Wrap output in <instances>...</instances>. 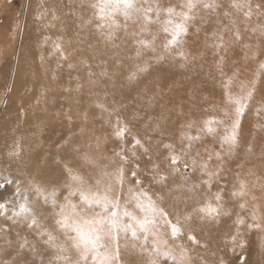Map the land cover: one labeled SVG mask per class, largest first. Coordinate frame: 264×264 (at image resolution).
Listing matches in <instances>:
<instances>
[{
    "label": "rangeland",
    "instance_id": "rangeland-1",
    "mask_svg": "<svg viewBox=\"0 0 264 264\" xmlns=\"http://www.w3.org/2000/svg\"><path fill=\"white\" fill-rule=\"evenodd\" d=\"M157 2L162 7H167L178 6L183 0ZM250 2L251 16L244 15L247 8L233 7L234 0H214L213 8L197 9L194 18L189 22L187 34L181 38V45L171 50L164 47L167 36L160 24H152L147 31H141L139 23L129 21L125 27L123 18L119 17L121 27L113 30L106 26L107 47L103 60L107 62L105 61L102 72L104 74L99 77L105 89L101 93H93L97 105L90 107L92 116L97 112V107L102 108V112L90 118L87 121V130H82V134H87L88 138L84 148L79 149L77 145L75 148L84 154L81 164L85 171L84 175L80 176L86 186L103 189L106 184L112 183L113 195L120 197L121 204L127 203L129 211L134 213H139V210L134 201L129 202L128 189L136 187L135 179L131 176L132 171L138 173V178L142 181L140 187L147 191L153 200H157L161 208L172 202L174 196H198L199 199L215 195L217 192L221 196H231L240 191L241 181L245 183L246 196L264 197V68H261V64H264V0ZM257 4L261 6L259 9L256 8ZM33 5L35 3L30 4V0H7L0 6V36L4 41L3 52L0 53V133L19 127L18 122L13 124L11 119L15 112L14 107L7 106L19 77V53L24 51L26 43L33 44L32 51L25 54L26 72L22 73L20 79L25 81L30 76L33 78L30 67L34 52L38 50V45H34L38 42L35 39H40L37 28L48 22L43 19L45 12L31 8ZM30 8L31 13H28ZM13 25L15 28L11 31ZM61 28V36H70L66 28ZM26 30L29 32L28 36ZM46 36L45 33L41 34L42 40L53 37L47 33ZM140 40L151 41V46L141 45L138 43ZM180 52H183V56L178 55ZM67 55L70 56L71 52ZM227 59L230 60L229 63ZM90 63L89 60V65ZM55 64L58 76L70 80L74 63L70 61L67 67L57 61ZM92 66L89 67L90 71ZM121 72L123 77H119ZM162 73L178 76L175 81L178 82L180 95L172 96L168 93L166 99L158 98V104L150 102V97L141 92L142 95L138 99L130 101L131 96L139 95L135 93L138 82L152 76L158 80ZM185 88L187 90L184 92ZM248 91L252 92V96L247 100V107L240 120L238 143L232 149H229L227 144L222 147L221 137L225 134V129L230 128V120L233 118V105L228 103L226 93L239 97L245 96ZM184 93L193 96L188 99L189 102L182 96ZM15 94L19 96L18 91ZM182 104L183 108L180 110ZM127 107L131 109L128 110ZM210 117H215L223 123L213 125L217 129L213 134L201 132L204 121ZM118 119L121 126L126 125L129 129L123 140L114 135ZM184 133L191 136L199 134L200 139L192 141L191 148L188 149L189 141L183 138ZM133 138L139 139L143 147H133ZM59 139L61 143L66 137L63 139L61 133ZM165 144L173 145V149H166ZM173 151L182 157V161L187 162V169L182 162L176 166L179 171L172 170L167 157ZM121 155L127 159L121 160ZM205 164L207 169L203 170L201 166ZM119 168H123L125 175L123 189L116 185L115 180ZM206 172L217 173L211 179V188L203 183L209 179ZM2 182L3 179H0V183ZM221 206L223 210H227L230 205L221 203ZM236 209L238 217L245 221L243 225H260L257 235L260 233L263 236L260 243H264L262 214L256 213L255 208L247 205H237ZM58 228L57 225L56 229ZM239 228H243L242 225ZM239 231L242 232L239 233L238 240L242 243L222 246L219 251L205 247L198 231L183 230L184 235H181L188 244H193L199 252L207 254L217 264H250L248 256L254 259L259 257L264 261V254L258 251L257 239H246V230ZM189 234L195 236V242L189 239ZM8 235H5L2 241L4 249H0V258L8 259L10 264H50L55 261L57 251L45 243L44 238L24 234L21 236L25 238L20 235ZM139 240L147 247L153 246L150 235L146 241L143 236ZM219 242L221 241L217 238L216 243ZM2 243L0 244L3 245ZM135 244V239L130 233L127 236L120 234L121 264H135ZM70 254L75 256L74 250ZM179 254L176 250L174 257H160L158 262L179 264ZM184 256L186 257L185 254ZM142 264L149 263L143 261Z\"/></svg>",
    "mask_w": 264,
    "mask_h": 264
},
{
    "label": "bare ground",
    "instance_id": "bare-ground-1",
    "mask_svg": "<svg viewBox=\"0 0 264 264\" xmlns=\"http://www.w3.org/2000/svg\"><path fill=\"white\" fill-rule=\"evenodd\" d=\"M4 2L6 3L7 0H0V6ZM34 3L35 5L31 8L34 7L38 11L45 12L43 14L45 18H42L48 22L37 28L40 39L38 37L35 39L38 42L34 45H38V50L34 52L31 59L30 69L33 78L30 76L25 81L20 79L23 76L22 73L26 72L25 54L27 51L28 53L32 51L33 44L28 45L26 43L24 51L19 53V77L16 87L11 91L12 98L7 104L8 108L14 107L15 112L11 119L13 124L18 122L19 127L0 133V179L7 177L11 181L0 190V198H2L0 203H7L11 210L20 201V196L16 193V189L19 187L21 192L27 195L33 206L39 228L29 227L30 220L8 219L7 215H11V211H9L7 215H0V243L8 234L17 236L24 234L29 237L46 239V237H41L38 234V232L46 230L56 238V241L64 244L66 239L64 233L59 232L60 228L56 229L58 207L53 206L51 199L46 201L43 194H37L34 186H40L48 191L53 188L57 189V204H60L64 202V196L67 195V185L71 183L69 170L74 174L84 175L85 169L81 164L84 160V154L80 150L76 151L75 148L76 145L79 149L84 148L88 138L86 137L87 134H82V130H87V121L90 118H93L96 113L102 112V108L97 107V112H93L95 115L92 116L90 107L95 105L93 93H101L105 89L99 77L104 74L102 72L105 61L107 62V60H103L107 47V27L106 25L97 27L98 24L103 23L97 15L98 9L93 7L97 0H30V4ZM61 26L66 28L65 30L70 33V36L60 35ZM14 28L15 25L11 26V31ZM28 33L26 30L27 36ZM44 33L45 37H47L46 33L48 36L53 35V37L42 40L41 34ZM130 41L132 42V40ZM3 45L4 41L0 36V53L3 52ZM66 52H71V55L68 56ZM54 60L65 67L69 65L70 61L74 63L70 80L58 76ZM89 60L91 61L90 65ZM229 62L230 60L227 59V63ZM91 66L93 69L90 71L89 67ZM121 75L123 77V72L119 74V77ZM169 76L171 77L169 78ZM177 77L173 73H162L158 80L157 77L152 76L138 82V89L135 93L139 95L131 96L130 101L138 99L142 95L141 92L150 97V102L158 104L160 103L158 98L166 99L168 93L172 96L178 95V82L175 81L178 79ZM184 87H186L185 84ZM186 90L185 88L183 91ZM17 91L18 97L15 94ZM182 96L186 97L188 102V99L193 97L187 94ZM165 105L168 106V103ZM182 108L183 104L180 110ZM118 110L121 111V108ZM61 133H63V139L66 137V140L60 143L59 135ZM213 197L214 195H210L198 199V196L193 198L184 195L174 196V200L168 205L165 204L163 209L173 219L180 218L183 230L198 231L200 240L205 247L218 251L222 246L235 245L232 237L237 232V205L243 204L253 207L256 213L262 214L264 217L263 196L231 195L222 196L224 202L221 203H228L230 206L227 210L222 209V214L217 219H201L193 210L205 200L213 199ZM73 199L75 198L73 197ZM154 201L157 203V200ZM187 214H191L192 218L185 221L184 217ZM242 227L239 229L246 230L245 238L257 239L259 242L258 251L264 254V243H260L263 236L260 233L257 235V228H249L248 225H242ZM160 231L168 246L175 251L181 252L183 250L185 252L188 264L189 262L191 264H217L207 254L199 252L193 244H188L184 234L172 238L170 230L163 226V222H161ZM241 232L239 231V233ZM150 237L153 239L151 235ZM217 238L221 242L216 243ZM135 243V264H142L143 261H148L150 264L153 259H156L157 264H160L159 258L153 253V249L156 247L154 243L152 244L154 247H147L139 239H135ZM0 249H4V244H0ZM217 256L219 257V253ZM247 260L250 264H264V261H261L259 257L254 259L252 256H248ZM4 263L10 264L11 262L1 257L0 264Z\"/></svg>",
    "mask_w": 264,
    "mask_h": 264
},
{
    "label": "snow or ice",
    "instance_id": "snow-or-ice-1",
    "mask_svg": "<svg viewBox=\"0 0 264 264\" xmlns=\"http://www.w3.org/2000/svg\"><path fill=\"white\" fill-rule=\"evenodd\" d=\"M214 0H183L180 5H169L162 7L157 0H97L93 5L98 9L99 20L103 23L97 27L105 25L110 29L121 27L118 18L122 17L124 26L132 21L139 23L141 31H147L152 24H160L162 31L167 36V41L164 44L165 49L171 50L174 47H179L182 43V37L187 34L189 22L194 18L197 9L203 7L205 9L213 8ZM233 7L237 9L247 8L245 16H251L252 5L250 0H234ZM261 6L256 5L259 9ZM145 47L151 46V41H138ZM59 48V45H57ZM183 56V52L178 53ZM264 68V64H261ZM144 71L145 69H138ZM135 73H133V76ZM227 101L233 105V118L230 120V128L225 129V134L221 137V146L224 144L229 146V149L234 148L238 143V135L240 128V120L247 107V100L251 98L252 92L248 91L245 96L233 97L230 93H226ZM227 114V113H226ZM223 121H217L215 117H210L205 120L201 132L213 134L216 132L214 124H220ZM191 127V125H188ZM129 129L126 125L121 126L119 119L117 120L114 129V135L123 140ZM183 138L188 140L187 148H191V142L199 140V134L191 136L187 133L182 134ZM133 147H143L139 139L133 138ZM166 149H173V145L165 144ZM145 151H147L145 149ZM133 155L135 153L133 152ZM219 157V153L216 154ZM121 160H126L127 157L121 155ZM167 159L173 171H179L176 167L183 162L185 169L188 168L186 161H182V157L173 152H170ZM211 159V157H209ZM195 166V161L193 162ZM203 170L207 169V165L201 166ZM208 180L203 181L211 188V179L217 173L206 172ZM71 183L67 185V195L64 196V202L57 204L58 190L53 188L51 191L43 189L40 186H34L37 194H43L45 200H52L53 206L58 207V218L56 224L65 235V244H58L56 238L46 230L38 232L41 237H46L45 243L53 246L57 255L55 261L50 264H121L119 238L123 233L127 236L129 233L133 239H139L143 236L146 241L148 236L153 237V243L156 247L153 253L157 258L174 257L175 250L168 246L167 241L163 239V234L160 231L161 222L163 226L170 230V236L176 238L183 234V225L180 218L173 219L168 212L159 207L142 187V181L138 178L136 171L131 172V176L135 179L136 187H129L128 193L130 201H134L139 213L129 211L126 204H121L120 197L114 196V186L112 183L105 185L103 189L86 186L78 174H74L69 170ZM116 185L123 189L125 183V175L123 168L117 169L115 174ZM11 181L3 178L0 183V188L5 187ZM99 184V181H97ZM195 187V186H193ZM245 183L241 181L240 191L234 192L233 195H245ZM16 193L20 196V201L10 210L7 203H0V215H7L11 211V215H7L10 220L24 219L30 220L29 227L39 228L38 221L27 195H24L20 188L17 187ZM63 195V193H60ZM73 197H77L76 200ZM222 196L217 192L213 199H208L193 211L200 216L201 219L215 220L222 214L221 206ZM215 201V202H214ZM241 207H244L242 204ZM98 209V210H97ZM126 218V219H125ZM191 214H187L184 220H190ZM255 220V217H254ZM245 221L242 218L237 219V232L233 235L234 243H242L238 240L239 226ZM249 228H258L259 224L253 223L248 225ZM189 239L195 242V236L189 234ZM27 241H25L26 243ZM163 245V248H161ZM23 246V245H22ZM74 250L75 256L70 253ZM179 264H188L184 256L183 250L180 252ZM150 264H157V260L153 259Z\"/></svg>",
    "mask_w": 264,
    "mask_h": 264
}]
</instances>
